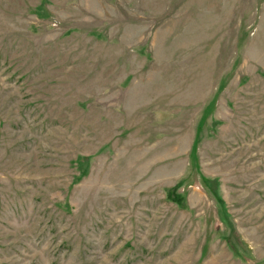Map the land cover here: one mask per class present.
<instances>
[{
  "label": "rangeland",
  "instance_id": "1",
  "mask_svg": "<svg viewBox=\"0 0 264 264\" xmlns=\"http://www.w3.org/2000/svg\"><path fill=\"white\" fill-rule=\"evenodd\" d=\"M0 264H264V0H0Z\"/></svg>",
  "mask_w": 264,
  "mask_h": 264
}]
</instances>
